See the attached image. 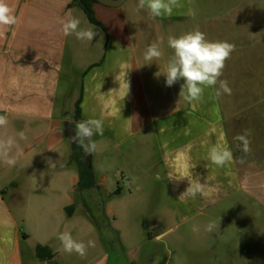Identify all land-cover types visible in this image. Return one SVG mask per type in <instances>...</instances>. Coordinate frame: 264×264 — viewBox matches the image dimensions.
<instances>
[{
	"label": "crops",
	"instance_id": "0c3cea01",
	"mask_svg": "<svg viewBox=\"0 0 264 264\" xmlns=\"http://www.w3.org/2000/svg\"><path fill=\"white\" fill-rule=\"evenodd\" d=\"M10 3L19 22L0 38V115L8 119L0 139H15L17 163L0 159V264H152L154 237L106 247L100 221L115 216L113 202L105 210L103 201L113 195L125 197L124 211L132 197H171L179 226L210 235L193 248L178 242L194 262L264 264V0H179L161 17L138 9V0L95 3L101 27L72 0ZM68 18L95 31L93 40L63 35ZM197 29L235 45L219 78L231 94L217 95L218 82L189 103L180 100L183 79L168 87L156 73L172 55L167 37ZM159 38L163 57L143 65ZM77 103L79 121H103V134L92 138L91 190H79L75 165L65 166ZM245 134L247 154L236 139ZM216 145L233 153L223 167L208 157ZM197 186L194 197L186 192ZM65 231L94 246L83 257L66 253L57 239Z\"/></svg>",
	"mask_w": 264,
	"mask_h": 264
},
{
	"label": "clouds",
	"instance_id": "9594fccd",
	"mask_svg": "<svg viewBox=\"0 0 264 264\" xmlns=\"http://www.w3.org/2000/svg\"><path fill=\"white\" fill-rule=\"evenodd\" d=\"M176 6H179V0H138L137 3L138 9L147 8L153 17L170 16ZM189 15H194V13L190 12ZM18 22L15 8L10 0H0V38H3L9 28L17 25ZM79 25L80 21L76 18L62 21L63 35L75 34L77 39L92 41L96 32L90 29H79ZM162 43L163 38H159L146 48L143 54L146 63L143 65L157 62L163 57L164 53L160 47ZM167 46L173 50L172 55L167 61L166 70L163 72L160 70L156 75L163 74L166 78L165 85L168 87L180 79L184 80L179 93L180 100L183 99L189 103L199 101L202 99L205 89L216 86L218 82L217 95H220L221 92L231 94V88L227 81L219 80V78L223 74L225 63L234 51L235 45L228 41L208 40L206 34L197 29L178 37L169 35ZM7 124V117L0 115V127H5ZM97 134H103V121L88 118L75 122V135L70 140L87 156L96 151L97 145L92 138ZM236 139L240 141L241 151L247 154L250 151L247 134L239 135ZM15 143L13 137L0 139V159L9 167H13L17 163L16 158L10 155ZM208 157L213 164L223 167L233 160V153L227 146L216 145L209 150ZM199 190V186L195 189L188 187L186 192L194 197ZM209 230H211V225H209ZM57 239L66 253L75 252L81 257L86 255L87 247L94 246L93 241H89L87 245L77 241L68 231L60 233Z\"/></svg>",
	"mask_w": 264,
	"mask_h": 264
},
{
	"label": "rangeland",
	"instance_id": "374dc122",
	"mask_svg": "<svg viewBox=\"0 0 264 264\" xmlns=\"http://www.w3.org/2000/svg\"><path fill=\"white\" fill-rule=\"evenodd\" d=\"M114 184L112 189H116ZM123 193L127 192L123 183H120ZM125 198V197H124ZM124 198H118L115 195L104 197V207L107 210L109 202H113L114 217L106 216L100 221V235L109 245L106 247L117 248L121 242L123 247L127 244L139 245L143 240L154 237L150 245L153 254L152 264H208L209 261L194 262L192 255L195 253L187 251L186 247H196L195 242L208 240L210 235H195L192 224L178 225L177 215L172 212L173 201L169 196H136L132 197L133 206L124 211L122 203ZM99 202L101 198L99 197ZM129 199V198H128ZM145 204V206H144ZM167 230L170 232L167 233ZM208 232L207 230H203ZM164 232V238H158ZM158 238V239H157ZM185 242V246L178 242ZM168 249L171 252L168 251ZM111 251V250H110ZM202 255V253H201Z\"/></svg>",
	"mask_w": 264,
	"mask_h": 264
},
{
	"label": "trees",
	"instance_id": "16d2710c",
	"mask_svg": "<svg viewBox=\"0 0 264 264\" xmlns=\"http://www.w3.org/2000/svg\"><path fill=\"white\" fill-rule=\"evenodd\" d=\"M95 3H97L96 0H72V5L79 6L91 24L101 27V25L97 22L92 9L93 4ZM74 120L76 122L80 120L78 103L76 104ZM71 165H75L78 174L77 188L79 190L94 189L96 184L94 174L90 168V155L85 156L83 151L75 143L73 151L65 164V166ZM117 192L118 191L116 190L114 194H117ZM66 211L69 214L72 211V208H68ZM43 251V248L38 247L36 250L37 256L42 258Z\"/></svg>",
	"mask_w": 264,
	"mask_h": 264
},
{
	"label": "water",
	"instance_id": "95a60500",
	"mask_svg": "<svg viewBox=\"0 0 264 264\" xmlns=\"http://www.w3.org/2000/svg\"><path fill=\"white\" fill-rule=\"evenodd\" d=\"M96 2L108 7H118L124 0H96Z\"/></svg>",
	"mask_w": 264,
	"mask_h": 264
}]
</instances>
